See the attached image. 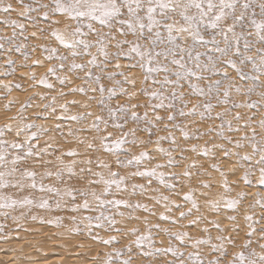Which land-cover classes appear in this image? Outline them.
Listing matches in <instances>:
<instances>
[{
    "label": "snow or ice",
    "instance_id": "1",
    "mask_svg": "<svg viewBox=\"0 0 264 264\" xmlns=\"http://www.w3.org/2000/svg\"><path fill=\"white\" fill-rule=\"evenodd\" d=\"M0 24L11 29L10 34L0 29V57L7 65L0 76L15 74V52L23 56L24 67H43L45 61L49 62L39 78L35 71L30 72L31 87L43 85L54 91L57 84L50 78L61 86L42 106L33 103L34 97L47 101L48 96H28L16 114L7 117L9 122L0 125V216L19 221L27 219L33 207L51 210L53 204L56 210L74 213L70 219L76 227L68 228L70 233L84 230L92 240L111 246L102 260L94 257L99 264H144L145 258L157 254L171 255L164 264H264V192L244 190L264 188V0H15V4L13 0H0ZM30 39L54 40L56 46L34 45ZM37 47L46 53L43 59L31 57L30 51L34 53ZM73 78L82 83L66 92L64 88L73 84ZM21 87L12 80H0V95H10L13 88ZM77 93L95 101L99 112L70 113V105L91 107L78 100L57 104L58 97ZM118 96L124 101L116 99ZM15 102L8 100L4 108L10 109ZM33 107L42 108L34 116L57 123L49 128L25 116ZM218 108L221 110L216 111ZM139 109H144L142 114ZM244 109L248 112L241 111ZM63 121L81 125L76 129L69 126L66 134L75 138L78 147L61 151L59 141L52 136L41 145V137L51 132L65 136ZM205 122H210L205 130L191 127ZM130 123L132 127H128ZM109 129L118 130L119 135L114 136ZM154 129L167 135L157 136L155 141L137 135L144 132L151 137ZM177 131L185 141L214 136L204 145L192 144L189 149L180 146ZM79 132L91 133V138L78 136ZM162 141L174 147H159ZM152 143L167 157L166 163L140 170L142 162L154 157L147 150L133 154L125 146ZM177 150L179 159L173 156ZM187 151L210 156L214 161L209 165L211 171L200 165L194 172L198 168L195 161L185 165L180 174L159 171L178 167L187 159L183 155ZM95 153L115 159L110 163ZM113 163L117 169L136 170L121 175L113 170ZM213 172L219 174L223 192L209 198L208 191H200L199 196L215 216L225 210L233 213L223 217L230 222L227 227L221 219H209L201 212L197 188L183 194V200L191 205L186 210H182L185 204L170 201L168 196L148 197L156 204L164 202L169 214L160 213V220L173 226L187 220L188 224L181 227H197L204 234L199 237L135 215L137 210L151 216L156 212L148 204L119 198L129 191L133 177L147 179L148 186L156 178L159 184L175 189L177 185L168 182L166 176L175 181L181 176L189 180L207 176L208 180L199 181V187L211 190L216 186L211 179ZM236 188L240 190L231 195ZM8 190L27 194L17 198ZM146 191L144 184L131 183L130 195H145ZM36 193L40 194L38 198ZM121 208L129 211L126 214ZM173 208L178 217L170 215ZM16 209L24 211L12 215ZM30 218L38 219L36 215ZM39 219L41 223L64 226L60 216ZM125 220L142 222L144 230L118 227ZM3 228L0 224V232ZM94 229L115 235L104 238L98 232L93 234ZM153 229L156 235L168 238L166 247L156 246L163 245L164 240L157 241ZM241 230L244 238L238 242ZM121 237L127 243L115 246L121 244Z\"/></svg>",
    "mask_w": 264,
    "mask_h": 264
},
{
    "label": "rangeland",
    "instance_id": "2",
    "mask_svg": "<svg viewBox=\"0 0 264 264\" xmlns=\"http://www.w3.org/2000/svg\"><path fill=\"white\" fill-rule=\"evenodd\" d=\"M13 3L15 4V0H13ZM13 18H16L15 13L12 14ZM0 29H3V31L7 34L11 33L10 28L4 27L2 24H0ZM33 29H29V32H31ZM29 43L34 44V45H39L41 43H50L51 46H56V42L54 40L51 41H45L43 39H30ZM30 51V50H29ZM63 51V49H61ZM30 55L33 59H43V57L46 55L39 47H37L36 51L32 53L30 51ZM13 59L16 61L14 67H15V74L13 76H0V80H12L15 83L21 84L20 89H15L13 88L12 92L10 95L4 96L0 95V125H3L4 123L9 122L7 120V117L15 115L17 112V109L20 107V104L23 103V101L28 97L33 95V93H42L46 96L49 97V100L47 101H41L39 97H34L33 103L34 104H41V106L44 103H49L50 98L52 95H56L57 92L60 89V85L58 82L54 81V78H50V82L56 83L57 87L54 91H49L45 89L43 85H38L36 87H31L32 81L29 79V74L31 71H35L37 74V78H39L40 75H42L48 65L49 62L45 61L43 67H24L22 66L23 62V56L20 53H12ZM3 59L4 57H0V71L3 70V68H6L7 65H3ZM30 64V61L28 62ZM52 63H56L53 61ZM122 63H126V61H122ZM82 75V74H81ZM137 75L139 73L137 72ZM82 83L81 80H77L73 78V84L68 85L64 88V90L67 92L69 87H74L77 85H80ZM107 86H110V83L105 81ZM137 87H139V83L137 84ZM24 89H27L26 91ZM98 95V94H97ZM116 99L121 100V102L124 101V97L118 96ZM116 99L112 101L113 104L116 103ZM238 100H242L243 97H237ZM252 99H256V97H252ZM8 100H14L16 101L10 109H5L4 105L8 102ZM65 100L67 101H72V100H78L83 103H90L91 107L89 109H84L79 106L75 105H70L69 110L70 113H78L82 111H93V112H99V108L97 107V104L95 101H88L87 97L82 95V94H69L63 97L62 99L58 97L57 104L63 103ZM144 97H140V101L143 102ZM136 102V101H133ZM221 109H216V111H220ZM42 111V108H30L28 109L24 115L28 116L30 119H34L37 124H45L47 127L52 128L57 121L54 119H49L45 121L42 116L36 117L33 114L34 113H39ZM141 114L143 113L144 109H139L138 110ZM242 112H248L247 109L241 110ZM255 112V110H252ZM59 112V109H58ZM256 119H260V115L257 114ZM62 127L63 131L65 132V136L61 137L57 132H51L46 136L41 137L40 143L41 145L44 144L46 140H48L49 136H52L55 138V140L59 141L57 144V147L61 151H67L69 148L73 147H78L75 138L67 136V131L69 126H71L73 129L81 127V125L76 124L75 122L71 121H63ZM210 122H205V123H198L195 125H191V127H200L201 130H205L207 128V125ZM216 123H219L218 121ZM128 127H132V124L130 123ZM162 127V126H161ZM110 131H114V136L119 135L118 130H112L109 129ZM154 135L149 137L147 133L144 132H138L137 135L141 139L147 141L149 139L155 141L157 136H164L167 135L166 132L160 131V132H155ZM78 136H88L91 138V133H84V132H79L77 133ZM178 143L180 144L181 147H186V148H191L192 144H198V145H204L207 141L212 140L214 134L209 135V136H203L199 140L196 139H191L188 141H185L182 137L181 134L177 131L175 133ZM8 138H11L9 136ZM65 140L67 142H65ZM80 150L83 151V146H79ZM126 148H131V152L133 154H139L140 151L142 150H147L150 154V156L154 157L153 160L148 161L145 160L144 162L141 163L140 165V170H143L145 167H154L156 163H166L167 157L159 152L156 151V148L158 147L155 143L152 144H145V145H126ZM159 147L163 148H171L174 147L171 145L168 141H162ZM56 154H59L57 152ZM94 155H99L102 159L112 162L115 157H112L110 155H106L104 153H95ZM181 153L179 150L176 152H173V156L179 159ZM183 155L187 157V159L183 160L180 162L178 167L174 168H164L160 169L159 171H164L166 173L168 172H175L177 174H180L184 171V166L187 164H191L193 161H195L198 165L197 169H193V171H198L199 166L202 165L204 169L211 171L209 168V165L213 163L214 161L212 158L209 157H203V156H198L196 153H193L191 151L184 152ZM48 159L54 158V157H46ZM67 159V158H66ZM113 170H118L120 171L121 175H126L132 171H135V167H129V168H122V169H117L116 165L113 163L112 164ZM39 170V169H37ZM209 177L207 176H193L192 179H187L181 176L180 180L175 181L171 180V178L166 176V180L170 183H175L177 187L175 189H168L164 185L159 184L158 179L152 178V184L151 186H148L147 184V179L145 178H140V177H133L129 181V191L127 193H121L119 198H125L129 199L130 202L136 203H145L150 206V208L153 209V211L156 212V216H151L148 213L143 212L142 210H137L134 214L138 215L140 217L148 216L149 220L152 223H160L162 227H170L173 230H183V231H188L190 235L193 237H199L204 235L203 233L200 232V230L195 227V226H188V227H181L182 225H187L188 221L183 220L177 223L175 226L171 225L170 222L168 221H162L160 220L159 216L160 213H165L169 214L166 212L164 208V202L161 201L160 204H156L154 200L148 199L149 196H156V197H161V196H168L169 200H175L179 204H185V209L187 207H190L191 205L186 203L183 200V194L189 190V188H197L198 192L196 194L197 202L201 205V212L208 216L209 219H221L222 223L224 226H229L230 222L224 219L223 217L226 215H231L233 213L225 210L221 216H215L214 214L210 213L207 209V207L204 205V199L199 196L200 191H208L209 192V198H215L218 193L223 192V189L219 186V174L213 172L212 173V180L216 182V186L211 189V190H206L203 188L199 187V181L200 180H208ZM229 179H234V177H229ZM46 183H53L54 181H45ZM131 183H136V184H144L146 186V194L141 195L139 192L135 196L130 195L131 193ZM243 187V186H242ZM155 190V191H154ZM240 188H236L231 195H235L236 191H239ZM244 190L254 193L256 191H261L264 192V188H259V187H245ZM9 194H12L13 196L19 198L21 195H26L27 192L25 193H17L15 190H8ZM36 197H39V193L35 194ZM251 200V196L249 197V201ZM249 201H246L245 203H248ZM80 202V201H78ZM122 211H125L126 214L129 211L128 209L121 208ZM24 211L23 209H16L12 215L19 216L20 212ZM241 212H243V208H241ZM257 212H259V209H257ZM96 213H80L79 215H95ZM31 215H36L38 219L36 221H33L30 217ZM72 215H76L74 213H71L66 210H56L55 206L53 204V207L51 210H46V209H40L37 207H33L31 209V213L28 216L27 219L19 220V221H13L11 216H9L7 219L4 217L0 216V224L4 225L3 231L0 232V237L7 236V239H2L0 238V264H10L9 262L12 260L16 264H35L34 261H43L44 259L48 261V264L50 263L51 260H53L55 257H60L63 258V261L57 263V264H67L68 261L70 260H75L74 262L76 264H99V260H102L104 258V254L108 251L111 250V246H105L102 243L98 241H94L91 239V237L87 234V231L82 230L79 233L76 232H69L68 228L76 227L75 224L71 221L70 217ZM173 217H178L179 213L178 211L173 208L172 212L170 213ZM196 214L194 213V216ZM60 216L62 217L61 223L64 225L63 227H57L55 223L53 224H47V223H41L40 222V217L44 218L45 220H55V217ZM193 217H189L188 219H193ZM117 219H120L117 217ZM239 220L241 224H243V219L242 216L239 217ZM19 225V226H18ZM139 227L141 230H144V224L140 221H127L125 220L124 223L118 225V227ZM81 229H83V225H80ZM203 227V225H201ZM99 233V235L103 236L104 238H107L110 235H115V233H109L106 232L102 229H94L93 234ZM157 230L153 229V234L156 238L157 241L164 240V244L161 245L157 243V247H166L167 246V241L168 238L165 237L164 235H156ZM217 233L215 230H212V235L215 236ZM46 235V236H45ZM244 238V231L241 230L240 232V239L238 242H242ZM30 243V244H29ZM127 243V240H125L123 237H121V244L115 245L117 247L122 246V244ZM55 244V245H54ZM82 245V246H81ZM63 248V249H62ZM30 250V251H29ZM41 250V251H40ZM63 254V255H62ZM47 255V256H46ZM72 255V256H71ZM99 256V260L94 259V257ZM31 257V258H30ZM35 257V258H34ZM72 257V258H71ZM11 258V259H10ZM30 258V259H29ZM41 258V259H39ZM71 258V259H70ZM68 261H67V260ZM172 259L171 255H162V254H157L155 257H149L145 258L144 264H147L149 260H154L155 264H164V261ZM44 260L45 263H47ZM33 261V262H32ZM52 262V261H51ZM68 263V264H74ZM91 262V263H90ZM56 264V263H52ZM139 264V261L137 262Z\"/></svg>",
    "mask_w": 264,
    "mask_h": 264
},
{
    "label": "bare ground",
    "instance_id": "3",
    "mask_svg": "<svg viewBox=\"0 0 264 264\" xmlns=\"http://www.w3.org/2000/svg\"><path fill=\"white\" fill-rule=\"evenodd\" d=\"M45 236H46V235H45ZM29 244H30V243H29ZM54 245H55V244H54ZM62 249H63V248H62ZM29 251H30V250H29ZM40 251H41V250H40ZM62 255H63V254H62ZM46 256H47V255H46ZM71 256H72V255H71ZM30 258H31V257H30ZM30 258H29V259H30ZM34 258H35V257H34ZM71 258H72V257H71ZM71 258H70V259H71ZM10 259H11V258H10ZM39 259H41V258H39ZM12 260H13V259H12ZM12 260H11L9 263H10V264H16V263H14V261H12ZM44 260H45V259H44ZM44 260H43V261H40V260H39V261H34V263H35V264H48V261L45 260V261L47 262V263H45ZM66 260H67V259H66ZM68 260H69V259H68ZM68 260H67V261H68ZM51 261H52V262H51ZM51 261H50L49 264H52V263H56V264H57V263L63 261V258H60V257L57 256V257H55V258H54L53 260H51ZM74 261H75V260H73V261L70 260V261H68V263H72V262H74ZM32 262H33V261H32ZM68 263H67V264H68ZM90 263H91V262H90ZM62 264H63V263H62ZM74 264H76V263L74 262ZM88 264H89V263H88Z\"/></svg>",
    "mask_w": 264,
    "mask_h": 264
}]
</instances>
